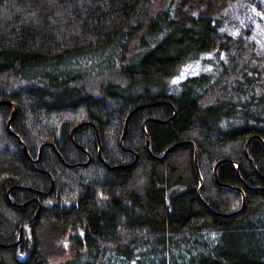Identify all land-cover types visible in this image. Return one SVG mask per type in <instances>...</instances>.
Listing matches in <instances>:
<instances>
[{
  "label": "trees",
  "instance_id": "16d2710c",
  "mask_svg": "<svg viewBox=\"0 0 264 264\" xmlns=\"http://www.w3.org/2000/svg\"><path fill=\"white\" fill-rule=\"evenodd\" d=\"M200 1L0 0V100L37 159L0 105V264H264V49L220 42L225 0ZM149 118L150 153L194 144L201 185L190 144L147 153ZM83 121L106 165L137 162L108 169L90 125L77 148Z\"/></svg>",
  "mask_w": 264,
  "mask_h": 264
},
{
  "label": "rangeland",
  "instance_id": "374dc122",
  "mask_svg": "<svg viewBox=\"0 0 264 264\" xmlns=\"http://www.w3.org/2000/svg\"><path fill=\"white\" fill-rule=\"evenodd\" d=\"M171 10L174 16L189 13L195 16L206 14L207 5L200 0H172ZM219 13H228L230 16L220 30L219 41L225 36L234 39L246 37L256 49H264V0H225ZM199 65H188L182 70L181 76H186L200 70ZM174 79L173 82H175ZM61 243L68 250L67 240ZM64 255L58 259H65Z\"/></svg>",
  "mask_w": 264,
  "mask_h": 264
},
{
  "label": "water",
  "instance_id": "95a60500",
  "mask_svg": "<svg viewBox=\"0 0 264 264\" xmlns=\"http://www.w3.org/2000/svg\"><path fill=\"white\" fill-rule=\"evenodd\" d=\"M158 103H163V102L158 101V102H154V103H145V104H141V105H138L137 107H135L132 111H130V112L128 113V115L126 116L125 121H124L123 132H122L121 139H120V144H121L122 147H123V140H124V136H125V133H126V129H127V125H128V121H129L130 117H131L136 111H138L139 109H142V108L147 107V106H150V105L158 104ZM3 104H6V105H10V106H11V114H10V116H9V118H8V120H7V124H6L8 132L10 133V135H12L13 137L16 138V140H17L18 143L20 144V146H21V148H22V151H23L25 157L27 158V160H28L30 163L34 164V163L37 161V159L34 160V159H32V158L28 155V152H27L26 146H25L24 143L21 141V139L18 137V135L15 134V133L12 131V129H11V122H12L14 116L16 115V107H15V105H14L11 101L0 100V105H3ZM172 108H173V110H174V107H173V106H172ZM174 115H175V110H174ZM174 115H173L170 119H172V118L174 117ZM152 120H153V119H151V118L146 119V120L144 121V123H143V127H142L143 133H144V135H145V149H146L147 153H148L152 158L158 159V158H162L164 155H166L169 151H171V150H172L173 148H175L176 146H179V145H182V144H190V145L193 146V148H194V165H195V168H196L197 174H198V176H199V179H200V185H201V184H202V180H201V177H200V174H199V170H198V165H197V149H196V147H195L194 144L189 143V142L176 143V144H174V145H171L169 148H167V149L164 151V153L162 154V156H160V157H156V156H154V155H152V154L150 153V151H149V147H148V134L146 133V131H145V129H144V124H145L146 122H148V121H152ZM84 125H90V126H93V127H94V129H95V133H96V139H97V141H98V145H99L98 157H99V159L102 161L101 153H100V152H101V151H100L101 145H100V140H99L98 129H97V126H96L94 123H92V122H90V121H83V122L77 124V125L72 129V131L70 132V135H69V136H70V139H71V141L74 143V145H75L77 148H79V149H81V150L83 151V149H82L78 144H76V143L74 142L72 136H73V133H74L77 129H79L80 127H82V126H84ZM249 140H250V139H248V141H249ZM46 145H49V146L52 147V149L56 152V154H57L58 158L60 159V161L62 162V164H63L64 166H66V167H79V166H85V165H87V164L90 162V156H88V160H87L85 163H80V164H68V163H65V162L62 160L60 154L55 150V147H54V145H53L52 143H44L43 145H41V146H40V149H39V155H38V157L40 156L41 149H42L44 146H46ZM134 155H135V159H134V161H133L132 163H130L129 165L108 166V165H106L103 161H102V162H103L104 165H105L108 169H110V170L129 168V167H132V166L137 162V160H138V156H137V154L134 153ZM244 155H245V157H246V158L252 163V161L248 158L246 146H245V148H244ZM222 161H224V160H222ZM219 162H221V161H218L217 163H215V165H214V167H213V175H214L216 181H217V177H216V167H217V165H218ZM231 162H232V161H231ZM252 164H253V163H252ZM236 171H237V169H236ZM217 182H218V181H217ZM224 186H226V185H224ZM198 197H199V196H198ZM66 204H67V202H62V203H61L62 206L66 205ZM19 207H20V206H19ZM232 214H234V213H232ZM33 219H34V218H33ZM33 219H32V220H33ZM30 222H31V220H30V221H27L26 223L29 224ZM22 226H23V225H22ZM22 226H21V227H22ZM70 235H71V233H70ZM20 239H21V236L19 235V238H18V241H17V242H19ZM17 242H16V243H17Z\"/></svg>",
  "mask_w": 264,
  "mask_h": 264
}]
</instances>
